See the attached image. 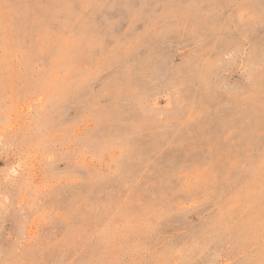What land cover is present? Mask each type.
I'll return each instance as SVG.
<instances>
[{
  "label": "rangeland",
  "instance_id": "rangeland-1",
  "mask_svg": "<svg viewBox=\"0 0 264 264\" xmlns=\"http://www.w3.org/2000/svg\"><path fill=\"white\" fill-rule=\"evenodd\" d=\"M0 264H264V0H0Z\"/></svg>",
  "mask_w": 264,
  "mask_h": 264
}]
</instances>
